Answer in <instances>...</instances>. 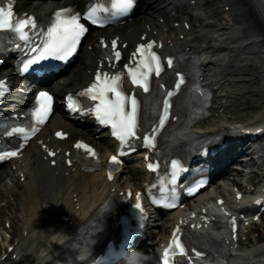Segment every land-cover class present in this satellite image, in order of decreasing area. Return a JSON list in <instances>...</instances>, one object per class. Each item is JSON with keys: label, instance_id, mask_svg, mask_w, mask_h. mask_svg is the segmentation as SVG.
<instances>
[{"label": "bare ground", "instance_id": "bare-ground-1", "mask_svg": "<svg viewBox=\"0 0 264 264\" xmlns=\"http://www.w3.org/2000/svg\"><path fill=\"white\" fill-rule=\"evenodd\" d=\"M84 3L88 0H83ZM195 2L192 4V2ZM55 5H59L55 3ZM171 5L173 10L189 12V16H194L192 29L189 32L178 30V35L185 34V40L181 45L190 50L202 61L205 76H212V68H219L222 71V83L215 88L214 105L210 110V115L196 126L198 132H211L212 134L218 128L236 127V129L245 128L244 115L252 110L254 105L252 97L257 94L255 91L245 90L247 81L238 80L242 75H247L251 68V75L254 70H258V77L255 78L254 84L263 83L264 85V26L259 22L254 15L253 7L248 0H227L226 6H231L229 12H221L214 17L208 12L203 0H173ZM42 6L39 7L41 9ZM155 13L152 12L150 18L142 17L134 20L128 28L130 31H121L119 33L127 40L136 39L137 36L144 32V24L153 23V30H158L160 25L156 20ZM214 13V14H216ZM160 17L166 16L165 11H159ZM168 19H165L167 21ZM235 25L233 27L231 23ZM226 24V25H225ZM226 26H229L226 29ZM223 32L224 42L215 39V35ZM170 38L172 36L167 32ZM197 37L202 40L200 46L192 37ZM204 44V45H203ZM88 54H83L80 60V68L75 71V75H69L65 78L66 84L58 83L54 90L58 95L70 89H77L86 81L91 80L87 71L91 69ZM251 58V61L249 59ZM83 60V62H82ZM219 61L223 66L217 65ZM260 64L254 66L255 62ZM82 63L85 65V72L82 70ZM254 63V65H253ZM256 67V68H255ZM212 80H218L213 78ZM244 99V100H242ZM26 102V101H23ZM255 109V107H253ZM255 117V116H254ZM259 118V117H256ZM58 127L68 129L72 135L80 133L70 123L63 119H55L50 121L47 129L54 130ZM50 135H46L47 138ZM88 138L92 136L86 133ZM54 142V141H52ZM96 144L102 149L110 147L109 143L104 141H96ZM64 149L70 147V142L59 143ZM58 160V157L55 159ZM19 173H24L26 180L21 182L16 177L17 171L7 172L9 183L0 182V190L5 194H11L20 186L21 193L18 194V202L13 205L19 207L20 217L22 219V234L14 246L13 252L15 259L6 264H48V258L53 254H48L52 249V244L62 240L65 236H70L73 228L86 220L87 215L93 214L92 211L98 205L103 204L104 197L107 191L113 187H118L122 183L132 185L135 181L130 178L131 175H144L140 165L135 161L133 167L126 169L125 173L130 175L126 180L122 181L123 177L113 183H108L102 178L101 174H83L77 169L66 168L61 161H57L55 167H50L49 163L41 160V151H34L33 157L30 151L27 156L15 163ZM11 166L9 167V169ZM146 176V175H145ZM4 177L0 176V181ZM19 180V182H18ZM16 185V186H15ZM14 194L11 195L13 197ZM6 201V200H5ZM7 202V201H6ZM9 222L17 223L13 217L7 219ZM162 232L165 230L164 224H161ZM159 228V227H158ZM157 228V229H158ZM26 232V233H25ZM15 231L2 232L3 240L1 245L8 249L10 235ZM0 256V263L2 256ZM263 256V257H262ZM260 257V258H259ZM264 254L259 249L254 251L250 260L251 264H259ZM5 260H8L5 259ZM246 261L245 256L235 257L231 264H243Z\"/></svg>", "mask_w": 264, "mask_h": 264}, {"label": "snow or ice", "instance_id": "snow-or-ice-1", "mask_svg": "<svg viewBox=\"0 0 264 264\" xmlns=\"http://www.w3.org/2000/svg\"><path fill=\"white\" fill-rule=\"evenodd\" d=\"M4 0H0V30H9L16 34L20 40L28 41L30 39L29 33L26 29L35 30L37 24L34 18L24 17L17 18L14 16L12 0H7V6H3ZM261 7H264V0H259ZM134 6V0H114L112 7L118 12L127 13ZM108 11V9H103ZM97 9L92 8L85 16V19L91 21L92 24L100 23L101 21L96 16ZM81 21L79 13L74 12L72 9H62L57 11L54 15V19L51 22L50 27L47 28L46 33H40L44 38L37 46L31 49L32 52L36 53L32 58L28 59L24 64L22 70L27 72L29 68L38 64L43 60L49 58L54 59H66L71 56L80 43L81 37L87 31V28ZM155 42L148 43L147 45H140L137 49V53L141 57L139 61V67L132 69L129 68L128 75L131 77V83L142 88L144 92L149 91V74L155 73L156 76H160L162 69L160 57L152 51ZM115 41L112 42V47L115 48ZM107 47V45H105ZM120 52L116 51L114 58L118 60L120 58ZM134 56L136 53L133 54ZM167 65L171 67L172 60H167ZM96 82L93 83L88 89L81 93L82 96L90 98L92 101H98L94 108L88 109L89 112L93 113L100 124L111 125L112 134L121 141L122 144H128L131 138L137 136V114L138 104L135 97L125 95L121 90V75H109L108 73L101 74L97 72L95 77ZM184 84V77L179 76L178 82L175 84V88L179 89ZM111 94V98L109 96ZM168 97L173 95L172 91L166 92ZM52 97L47 92H41L39 94V106L35 109L33 116L36 124L42 125L45 122V118L51 110ZM76 102L71 96L68 97V107L72 111H80L75 106ZM170 104L168 100L163 102V118L159 120L158 127L164 125L165 120L169 117ZM38 129L34 126L31 131L34 133ZM16 133L24 134L25 140H27L28 134L24 128H16ZM155 131V129L153 130ZM11 134V133H9ZM58 136H62V133H57ZM148 146L153 145V139L149 137L146 140ZM77 149H83L86 153L95 157L96 153L86 144L77 143L75 145ZM18 153L13 151L0 155V159L7 157H14ZM54 155V153H52ZM112 164H118L116 156L111 157ZM149 169L156 171V165L149 163ZM173 168L177 165L175 162L172 164ZM111 178V174H110ZM175 180V177L173 178ZM135 199L139 201V196ZM136 208L140 209L141 205L139 202L136 203ZM170 207L172 205H169ZM233 230H235V219H232ZM192 227H197L193 225ZM177 233L180 232L178 228ZM179 254L180 256L187 257L188 253L185 251L184 245L180 241V237L174 233L172 246L169 250L164 252L163 264H169V252ZM196 256H200L201 253L196 252Z\"/></svg>", "mask_w": 264, "mask_h": 264}, {"label": "rangeland", "instance_id": "rangeland-1", "mask_svg": "<svg viewBox=\"0 0 264 264\" xmlns=\"http://www.w3.org/2000/svg\"><path fill=\"white\" fill-rule=\"evenodd\" d=\"M224 4L222 3L221 4V6H223ZM218 11H222V8H219L218 9ZM82 55V54H81ZM252 62V61H251ZM79 66H80V58H79V60H78V62L73 66V68H71V70L68 72V74H67V76L68 75H71V74H74V72L76 71V70H78L79 69ZM249 78H251V77H242V79H249ZM246 86V88H251V89H253L254 91H257V92H259L262 88H258L257 86H252V84L251 83H249V84H247V85H245ZM260 95L257 97V98H254L252 101H253V103H257L260 99H261V97H262V95H261V93H259ZM9 212H10V210H6L5 212H4V215L5 216H8L9 215ZM18 219H19V217H18ZM17 226H21V222H20V220L18 221V225Z\"/></svg>", "mask_w": 264, "mask_h": 264}]
</instances>
